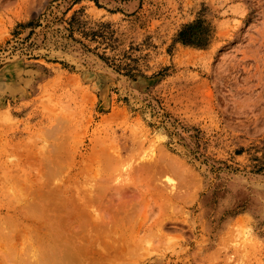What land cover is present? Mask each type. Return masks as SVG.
<instances>
[{
  "label": "rangeland",
  "instance_id": "374dc122",
  "mask_svg": "<svg viewBox=\"0 0 264 264\" xmlns=\"http://www.w3.org/2000/svg\"><path fill=\"white\" fill-rule=\"evenodd\" d=\"M101 189L107 235L143 241L95 264H264V0H0V264H67Z\"/></svg>",
  "mask_w": 264,
  "mask_h": 264
},
{
  "label": "bare ground",
  "instance_id": "6f19581e",
  "mask_svg": "<svg viewBox=\"0 0 264 264\" xmlns=\"http://www.w3.org/2000/svg\"><path fill=\"white\" fill-rule=\"evenodd\" d=\"M107 146H109V145H107ZM105 148H106V147H105ZM105 148H104V149H105ZM63 150H64V148H63ZM110 150H111V149H110ZM112 150H113V148H112ZM114 150H115V149H114ZM116 150H117V149H116ZM71 151H72V150H71ZM92 152H93V151H92ZM103 152H104V150H103ZM57 153H58V152H56L55 155H58ZM59 153H60V152H59ZM66 153H67V152H66ZM68 153H69V152H68ZM70 153H72V152H70ZM73 153H74V152H73ZM96 153H97V152H95V154H96ZM106 153H107V152H106ZM106 153H102V156H104V154L106 155ZM93 154H94V153H93ZM55 155H54V160H55V161L53 160V163H54V164L57 163V162L60 163V162H61V161H60L61 159H59V158H58L57 156H55ZM65 155H66V154H65ZM68 155H69V154H68ZM119 155H120V154H119ZM48 156H49V155H47V157H48ZM58 156H59V155H58ZM91 156H92V155H91ZM95 156H96V155H95ZM98 156H99V155H97L96 157H98ZM36 157H37V156H36ZM39 157H40V156H39ZM69 157H70V156H69ZM69 157H68V159H66V160H69ZM81 157H82V156H81ZM92 157H93V156H92ZM99 157H101V156H99ZM99 157H98V158H99ZM104 157H105L106 160H107V156H104ZM50 158L52 159L53 156H52V157L50 156ZM60 158H62V157H60ZM66 158H67V157H66ZM84 158H85V157H84ZM90 158H91V157H90ZM90 158H89V159H90ZM113 158H114V157H113ZM70 159H72V157H71ZM82 159H83V158H82ZM91 159H92V158H91ZM108 159H109V156H108ZM57 160H59V161H57ZM92 160H93V159H92ZM92 160H91V162H92V165H93V163H95L96 160H93V161H95V162H93ZM111 160H113V159H111ZM115 160H116V159H115ZM115 160H114V161H111V162L108 160V161H107L108 163L106 162L108 165H105V167L107 166V167H106L107 169H105L103 165L106 164V163H104L105 161H103V160L100 159L99 161H100V162L102 161L103 163H102L101 166L96 164V165H97V166H96L97 168L95 167V168H96L95 173H96L97 171H98L99 173L101 172V174H102L103 176H104L105 173H106V174H108V173L110 174V173L112 172L110 169H114V170H115V168L111 166V165H113V166L116 165V164H115V165L113 164V162H115ZM128 160H129V159H128ZM44 161H47V160L44 159ZM44 161L42 160V162H44ZM56 161H57V162H56ZM71 161H73V160H71ZM116 161H117V160H116ZM50 162H51V161H50ZM50 162H48V163L45 162V164L48 165ZM62 162H63V160H62ZM109 162H110L111 164H109ZM123 162H124V161H123ZM125 162H126V161H125ZM127 162H128V161H127ZM156 162H158V160H156ZM156 162L153 161V164H151V165H154V163H156ZM172 162H173V161H172ZM27 163H28V162H27ZM53 163H51V164H49V165H52ZM59 163H58L57 167H55L56 164H55V165L53 164L54 166L52 165L53 168L55 167L54 173L56 172V169H57V168H58V171L61 170V168L59 169V167H60L59 165H63V166L65 165V163H63V164H61V163L59 164ZM82 163H83V162H82ZM84 163H85V162H84ZM87 163H88V162H87ZM96 163L99 164L98 160H97ZM115 163H116V162H115ZM151 163H152V162H151ZM164 163H165V162H164ZM164 163H162V164L159 163V164H161V165L164 166V165H165ZM167 163H168V162H167ZM175 163H176V161H175ZM45 164H44V166H45ZM73 164H74V163H73ZM89 164H90V163H89ZM120 164H121V163H120ZM120 164H118V165L115 166V167H118ZM148 164H150V163H148ZM148 164H147V165H148ZM157 164H158V163H157ZM181 164H182V163H180V165H181ZM49 165H48V166H49ZM66 165H67V163H66ZM81 165H82V164H81ZM86 165H87V164H86ZM94 165H95V164H94ZM94 165H93V166H94ZM124 165L127 166V164H125V163H124ZM144 165H145V164H144ZM161 165H160V166H161ZM177 165H178V164H177ZM44 166H42V167H44ZM58 166H59V167H58ZM68 166H69V165H68ZM72 166H73V165H72ZM90 166H91V165H90ZM102 166H103V167H102ZM110 166H111V167H110ZM155 166H156V164H155ZM155 166H154V167H155ZM171 166H172V165H171ZM109 167H110V168H109ZM138 167H139V166H138ZM142 167H143V166H142ZM142 167H141V168H142ZM145 167H147V168L149 167L150 169H152V167H151L150 165L145 166ZM157 167H158V165H157ZM169 167H170V166H169ZM182 167H183V166H182ZM45 168L47 169V167H45ZM50 168H52V167H50ZM50 168L48 167L49 170H50ZM53 168H52V170H53ZM66 168H67V167H66ZM68 168H69V167H68ZM88 168H90V167H88ZM91 168H92V166H91ZM93 168H94V167H93ZM93 168H92V169H93ZM101 168H104V169L106 170V172L104 171V169H102V171H101ZM108 168H109V170H108ZM124 168H125V167H124ZM132 168H134V167H132ZM139 168H140V167H139ZM143 168H144V167H143ZM158 168H159V167H158ZM161 168L163 169L164 167L161 166ZM178 168H179V167H178ZM46 169H45V170H46ZM64 169H65V166H64ZM64 169H63V170H64ZM97 169H98V170H97ZM150 169H145V168H144V170H146L147 172H148V170H149V172H150ZM162 169H161V170H162ZM52 170H51V171H52ZM99 170H100V171H99ZM123 170H124V169H123ZM137 170H138V169H137ZM137 170H136V171H137ZM155 170H156V169H155ZM166 170H168V169H166ZM90 171H91V170H89L88 172H90ZM92 171H93V170H92ZM107 171H108V172H107ZM109 171H111V172H109ZM138 171H139L140 173H141V172H142V173H143V172L146 173V171H142V170L140 171V169H139ZM138 171H137V172H138ZM152 171H153V170H152ZM168 171H170V170H168ZM179 171H180V170H179ZM46 172H47V173H46V175H47V174H48V170H47ZM49 172H50V171H49ZM52 172H53V171H52ZM60 172H63V171H60ZM60 172H59V175H60ZM88 172H86V174H87ZM98 172H97V173H98ZM114 172H116V171H114ZM133 172H134V171H133ZM137 172H136V173H137ZM163 172H164V171H163ZM172 172H173V171H172ZM174 172H176V171H174ZM174 172H173V173H174ZM177 172H178V171H177ZM177 172H176V173H177ZM54 173H53L52 176L55 175ZM97 173H96V174H97ZM99 173H98V174H99ZM103 173H104V174H103ZM134 173H135V172H134ZM179 173H180V172H179ZM181 173H182V172H181ZM49 174H50V173H49ZM49 174H48V175H49ZM56 174H58V172H57ZM78 174H79V173H78ZM84 174H85V173H84ZM84 174H83V175H84ZM88 174H89V173H88ZM88 174H87V176H88ZM90 174H91V173H90ZM90 174H89V175H90ZM98 174H97V175H98ZM101 174H100V176L98 175L97 178H101V176H102ZM111 174H112V173H111ZM111 174H110V175H111ZM152 174H153V172H152ZM156 174H157V173H156ZM37 175H38V174H37ZM80 175H81V173H80ZM84 176H85V175H84ZM103 176H102V177H103ZM106 176H107V175H106ZM106 176H105V177H106ZM108 176H109V175H108ZM108 176H107V177H108ZM135 176H136V175H135ZM147 176H148V175H147ZM56 177H57V176H56ZM95 177H96V176H93V178H95ZM140 177H141V175H140ZM69 178H70V177H69ZM84 178H85V177H84ZM97 178H96V179H97ZM103 178H104V177H103ZM138 178H139V177H138ZM7 180H8V179H7ZM9 180H10V179H9ZM8 182H9V181H8ZM183 182H184V181H183ZM46 183H47V181H46ZM133 184H134V183H133ZM133 184L131 183L130 185H133ZM128 185H129V184H127V188H128ZM147 185H148V184H147ZM49 186H50V185H49ZM52 186H53V185H52ZM140 186H142V185H140ZM149 186H150L149 189H151V187H152L151 184H149ZM89 188H91V187H89ZM145 188H147V186H146ZM145 188H144V189H145ZM152 188H153V187H152ZM48 189H49V188H48ZM55 189H56V188H55ZM55 189H54V191H56ZM94 189H95V188H94ZM94 189H93V190H94ZM36 190L38 191V189H36ZM36 190H35V191H36ZM141 190H142V191H146V189L143 190L142 187H141ZM147 190H148V188H147ZM37 191H36V193H37L36 195H38V194L41 195V192L43 193V191H40V189H39L40 192H37ZM57 191H58V190H57ZM86 191L91 192L92 190L90 191V190L87 189ZM102 191H103L102 189L99 190V191H98V195L96 194V195H97L96 197H95V196L93 197L92 195H90V194H92V193H94V192L96 193V191H93V192H91L90 194H88L89 192L84 193V196H83L82 194H80V195H82V196H80V202L78 201L79 204L76 205V206H77L76 210L78 211L77 214H79V216L81 217L80 220H78L79 223H80V221L83 219V221H82V228H83V225H84V226L86 225V227H88L87 229L91 228L90 225H92V226H96V228H98V229H99V228H102L103 225H105V224L109 225V224H108L109 222H106V223H105L106 219L108 218V217L106 216V214H105L106 211L104 210V212H103V210H102V213L99 214V213H98L99 210H97V208H96V207L94 208V206H93V204L97 203V204H99V207H100V206H103V207H104V208L101 207L102 209H106V207H108V206L105 204L106 201H104L105 199H104V195H103V192H102ZM139 191H140V190H139ZM45 193H46V191H45ZM45 193H44V194H45ZM47 193H48V192H47ZM52 193H54V192H52ZM56 193H57V192H55V194H56ZM82 193H83V192H82ZM95 193H94V194H95ZM143 193H144V192H143ZM143 193H141V195H143ZM146 193H148V192H146ZM32 194H33V192H32ZM49 194H50V193H49ZM55 194H54V195H55ZM85 194H86L87 197H89V198H85ZM94 194H93V195H94ZM42 195H43V194H42ZM45 195H46V194H45ZM45 195H44V196H45ZM52 195H53V194H52ZM89 195H90V196H89ZM102 195H103V197H102ZM17 196H18V195H17ZM34 196H35V195H34ZM47 196H48V198L45 197L47 200L50 199L53 203L55 202V201H53L52 198H50L51 195H50V196L47 195ZM75 196L77 197V195H75ZM143 196H144V195H143ZM178 196H180V195H178ZM24 197H25V196H24ZM28 197H29V196H28ZM51 197H52V196H51ZM57 197H58V196H57ZM78 197H79V196H78ZM81 197H83V198H81ZM15 198H16V196H15ZM38 198L40 199V202H39V203H41V204L38 205L37 207H39V206H41L42 204H44V203L41 202L42 200H44V197H43L42 199H41V196L38 197ZM58 198H59V197H58ZM64 198H65V197H64ZM64 198H63V199H64ZM73 198H74V197H73ZM39 199H37V200L39 201ZM61 199H62V198H61ZM71 199H72V198H71ZM19 200H20V199H19ZM25 200H26V199H25ZM37 200H35L34 202L37 203V202H38ZM50 200H48V202H50ZM57 200H58V199H57ZM65 200H66V199H65ZM77 200H78V199H77ZM77 200H73V201H75V203L77 204V202H76ZM178 200H179V199H178ZM21 201H22V200H21ZM26 201H27V200H26ZM58 201H59V200H58ZM58 201H56V202L59 203L60 201H59V202H58ZM24 202H25V201H24ZM44 202H46V201H44ZM48 202H47V203H48ZM62 202H63V201H62ZM64 202H65V201H64ZM71 202H72V201H71ZM130 202L132 203V200H131ZM18 203H19V202H18ZM47 203H46L45 205H47ZM50 203H51V202H50ZM106 203H107V202H106ZM131 203H130V204H131ZM7 204H8V203H7ZM7 204H6V205H7ZM11 204H12V203H11ZM31 204H33V205H32L33 208L36 207V205H34V203H31ZM54 204H55V203H54ZM60 204H61V202L59 203V205H60ZM63 204H64V203H63ZM63 204H61V205L64 206V207H65V206H68L67 204H64V205H63ZM97 204H95V205H97ZM49 205H50V204H49ZM56 205H57V204H56ZM61 205H60V206H61ZM69 205H70V204H69ZM73 205H74V204L71 203V207H73ZM123 205H124L125 210H126V206H125V205H127V203L125 202V204H123ZM131 205L133 206V204H131ZM131 205H129V206L131 207ZM52 206H53V205H52ZM52 206H51V207H52ZM127 206H128V205H127ZM178 206H179V205H178ZM24 207H25V206H24ZM28 207H30V205H29ZM37 207L35 208L34 213L32 212V213H33V216H34V217L31 216L32 219L35 218V216H38V215H34L35 213L40 215V212H43V211H40V209H38ZM45 207H46V206H45ZM45 207H44V208H45ZM55 207H59V206H55ZM64 207H63V208H64ZM71 207L68 206L67 208H68V209H71ZM89 207H90V208L92 207V210H93V208H94L95 210H97V212H96L95 210H93L91 213L96 212L95 214H97V213L99 214V215H95V214H94V215H95V218H94L95 220L93 219V217H90V216L88 217V215H89V210H88V209H90ZM97 207H98V206H97ZM130 207H129V208H130ZM12 208H13V207H12ZM33 208H32V210H34ZM60 208H61V207H60ZM73 208H74V207H73ZM73 208H72V210H73ZM101 208H100V209H101ZM127 208H128V207H127ZM129 208L127 209L126 213L128 212ZM132 208H134V207H132ZM132 208H131V209H132ZM25 209L29 211L28 208H25ZM37 209L39 210V212L37 211ZM49 209H52V210H51L52 213H53L54 216L57 218V216H56L55 213H54V211H57V210L54 209V207L49 208ZM49 209H47V210H49ZM61 209H62V208H61ZM64 209H66V208H64ZM64 209H63L62 212H64ZM68 209H67V210H68ZM8 210H9V209H8ZM8 210H7V211H8ZM20 210H21V209H20ZM42 210H43V209H42ZM44 210H46V209H44ZM47 210H46V211H47ZM76 210L74 209V210H73V213H74ZM12 211H13V210H12ZM14 211H15V210H14ZM17 211H18V210H17ZM36 211H37V212H36ZM46 211H44V212H45L44 214H48V213H50L49 211H48V212H46ZM69 211H70V210H69ZM69 211H68V212H69ZM90 211H91V209H90ZM129 211H130V210H129ZM133 211H134V210H133ZM23 212H25V211H23ZM26 212H27V211H26ZM60 212H61V211H59V210L57 211V213H60ZM65 212H66V211H65ZM130 212H131V211H130ZM130 212H128V213H129L128 216H130V214L132 213V216H130V217L132 218V217L134 216V215H133L134 212H131V213H130ZM16 213H17V212H16ZM52 213H50V214H52ZM57 213H56V214H57ZM75 213H76V212H75ZM75 213H74V214H75ZM91 213H90V215H91ZM7 214H8V213H7ZM42 214H43V213H42ZM53 214H52V215H53ZM71 214H72V211H71ZM71 214H70V215H71ZM74 214H73V215H74ZM134 214H135V213H134ZM25 215H27V214H25ZM75 215H76V214H75ZM11 216H12V215H11ZM27 216H29V215H27ZM41 216H42V215H41ZM41 216H40V217H41ZM45 216H46V217H45L44 219H42V221H44V220L47 218L48 215H45ZM79 216H78V217H79ZM92 216H93V214H92ZM31 217H30V219H31ZM38 217H39V216H38ZM49 217H50V215L48 216V218H49ZM5 218H6V217H5ZM48 218H47V219H48ZM68 218H69V216L67 217V219H68ZM71 218H72V215H71ZM71 218H69V219H71ZM89 218H90V219L92 218V219H93V222H91L92 219L88 221ZM10 219H11V218H9V220H10ZM12 219H13V218H12ZM36 219H37V218H36ZM39 219H40V218H39ZM47 219L44 221V223H41V222H40V223L43 224V225L45 226V225H47L46 222L48 221V223H50V225H52L51 222H53V221L56 220L55 218H54V219L52 218L53 221H50V220H49L50 218H49L48 220H47ZM59 219H61V218H59ZM59 219H58L57 222H59ZM108 219H109V218H108ZM40 220H41V219H40ZM65 220H66V219H65ZM65 220H64V221H65ZM71 220H72V219H71ZM71 220H69V221H71ZM85 220H87V221L85 222ZM103 220H105V221H103ZM11 221H12V220H11ZM11 221H10V222H11ZM36 221H37V220H36ZM36 221H35V222H36ZM94 221H95V222H94ZM96 221H98V223H97ZM107 221H108V220H107ZM32 222H33V220H32ZM37 222H39V221H37ZM55 222H56V221H55ZM55 222H54V223H55ZM60 222H61V221H60ZM60 222H59V223H60ZM62 222H63V221H62ZM65 222L67 223V220H66ZM84 222H85V223H84ZM89 222H91V224H90ZM33 223H34V222H33ZM59 223H55L54 227H58V225L56 226V224H59ZM68 223H69V222H68ZM68 223H67V224H68ZM71 223H73V221L70 222V224H71ZM74 223H75V222H74ZM76 223H77V222H76ZM5 224H6V223H5ZM7 224H8V222H7ZM12 224H13V223H12ZM18 224H19V223H18ZM31 224H32V223H31ZM38 224H39V223H38ZM64 224H65V223H64ZM80 224H81V223H80ZM80 224H79V225H80ZM28 225H29V224H28ZM60 225H61V224H60ZM88 225H89V226H88ZM15 226H16V224H15ZM15 226H14V227H15ZM44 226H43V227H44ZM73 226H75V224H73ZM8 227H9V226H8ZM22 227H23V226H22ZM24 227H25V226H24ZM31 227H33V226H31ZM43 227H42V228H43ZM46 227H47V226H46ZM48 227H49V225H48ZM48 227H47V228H48ZM62 227H69V225H68V226L62 225ZM62 227L60 226V228H62ZM86 227H84L83 230L79 227L78 232H79V230L87 231V229L85 230ZM104 227L106 228V226H104ZM109 227H110V225H109ZM109 227H107V230H104V228H102V229H103V232L106 231V233H105V234L102 233V235H101V234H97V233H96V230H95L94 233H91V234L88 233V232L92 231L91 229H89V231H87L86 233H84V232H81V234H78V233H77V235H76L77 237H78L79 235L81 236V238H80V237L78 238V239H79L78 241H79V246H80L79 248H80V251H79V249H77V252H75V254H77V256H78L79 258H80V256H81V258H82V255H83L84 261H85V259H87L86 261H90V260H91L92 262L90 261V262H91L90 264H92L93 262L97 263L96 260H97V261H98V260H99V261H100V260H104V261H106L107 259H109V260L113 259V261H114V260H116V259H118V258H119V260H117V261L119 262L121 259H123V258L125 259V258H127V257H130L132 254H134L132 250H133V247H135V244H138L139 242L142 243V241H143V240H142L143 238H142V237H139L140 234H139V235L136 234V235H137L136 238L138 237V238L141 239L142 241L139 240V239L137 238L138 241H136V242H138V243H135V240H137V239L134 238L135 236H132V235H133L132 233H131L132 235L130 234L131 236H130L129 234L126 235L127 237H129V239L126 238V236H125L126 239H124V238H122V237H119V235H118L119 233L117 234V235H118L117 238H113V237H111V236H113V234H112V233H109V232H111V231H108V229H110ZM11 228H12V227H11ZM17 228H18V227H17ZM35 228H36V226H35ZM111 228H113V225L111 226ZM25 229H26V227H25ZM38 229H39V228H38ZM62 229L65 230V228H62ZM73 229L75 230L74 227H73ZM76 229H77V228H76ZM98 229H97V230H98ZM5 230H6V229H5ZM8 230H10V228H8ZM13 230H14V229H13ZM31 230L33 231L34 228H31ZM39 230H41V228H40ZM39 230H38V231H39ZM55 230H56V229H55ZM114 230H115V231H118V229H116V228H115ZM114 230H113L112 232H115ZM20 231H21V230H20ZM26 231H27V230H26ZM45 231H46V229H45ZM75 231H76V230H75ZM75 231H74L73 236H75V234H76ZM1 232H2V231H1ZM24 232H25V231H23V236H24V234H25ZM27 232H28V231H27ZM33 232H35V231H33ZM48 232H49V231H48ZM50 232H51V231H50ZM50 232H49V233H50ZM92 232H93V231H92ZM99 232H100V231H99ZM2 233H3V232H2ZM10 233H12V232H10ZM10 233H9V234H10ZM17 233H18V232H17ZM35 233H36V232H35ZM35 233H34V235H35ZM38 233H40V232H38ZM43 233H44V230H43ZM46 233H47V232H46ZM67 233H68V232H67ZM72 233H73V232H72ZM107 233H108L109 235L111 234V236L107 235ZM9 234H8V235H9ZM13 234H14V233H13ZM13 234H12V235H13ZM27 234H28V233H27ZM58 234H59V233H58ZM125 234H126V233H125ZM8 235H7V236H8ZM14 235H15V234H14ZM120 235H121V234H120ZM122 235H124V234H122ZM134 235H135V233H134ZM20 236H21V235H20ZM27 236H28V235H27ZM30 236H31V235H29V237H30ZM36 236L38 237V235H36ZM76 236H75V237H76ZM25 237H26V236H25ZM51 237H52V236H51ZM54 237H55V236H54ZM70 237H71V236H70ZM114 237H115V236H114ZM132 237H133L135 240H134V239H130V238H132ZM7 238H8V237H7ZM27 238H28V237H27ZM32 238H33V237H32ZM32 238L30 237V240H31ZM41 238H42V237H41ZM62 238H63V237H62ZM72 238H73V237H72ZM121 238H122V240H121ZM19 239H21V238H19ZM39 239H40V238H39ZM39 239H38V240H39ZM68 239L70 240V238H68ZM75 239H76V238H75ZM75 239H74V240L72 239V240H70V241H75ZM108 239H109V240H108ZM110 239H112V240L110 241ZM9 240H12V239H9ZM9 240H8V241H9ZM63 240H65V239H63ZM132 240H134V242H133ZM5 241H6V240H5ZM5 241H4V242H5ZM22 241H25V240H22ZM22 241H20V242H22ZM27 241H28V240H27ZM31 241H33V240H31ZM36 241H37V240H36ZM52 241H53V240H52ZM65 241H67V243H71V242H68L67 239H66ZM65 241H64V242H65ZM14 242H15V241H14ZM14 242H13V243H14ZM33 242H34V241H33ZM53 242L55 243V241H53ZM9 243H10V242H9ZM15 243H16V242H15ZM40 243H41V242H40ZM45 243H46V242H45ZM75 243H78V242H75ZM140 243H139V244H140ZM0 244H1V243H0ZM3 244H4V243H2V245H3ZM10 244H11V243H10ZM33 244H34V243H33ZM35 244L37 245L38 243H35ZM41 244H42V243H41ZM139 244H138V245H139ZM11 245H12V244H11ZM26 245H27V244H26ZM29 245H30V244H29ZM8 246H9V244H8ZM16 246H17V245H16ZM37 246H38V245H37ZM47 246H48V245H47ZM47 246H46V247H47ZM60 246H61V245H60ZM72 246H73V245H72ZM74 246H75V244H74ZM139 246H140V245H139ZM0 247H1V246H0ZM24 247H25V242H24ZM27 247H28V246H27ZM46 247H45V249H46ZM55 247H56V246H55ZM136 247L138 248V246H136ZM136 247L134 248V251H137ZM6 248H7V247H6ZM6 248H5V249H6ZM12 248H13V246H12ZM41 248H42V246H41ZM56 248H57V247H56ZM56 248H55V249H56ZM58 248H59V247H58ZM61 248H62V250H61V249H60V251L58 250V253H56L57 250L54 251L55 249L52 251V252H54V254H59V253H61L60 257L57 256V257H58L57 260L60 258V259H59V260H60V263H61V262L63 263V262L65 261L67 264H72L73 262H72L71 255L73 254L74 251L71 252V255H70L69 252H70L72 249H68L69 247H67V246H66V247H61ZM63 248H64V249L66 248V250H64ZM35 249H36V248H35ZM35 249H34V250H35ZM38 249H39V248H38ZM43 249H44V248H43ZM51 249H52V248H51ZM67 249H68V251H67ZM84 249H85V250H84ZM135 249H136V250H135ZM6 250H7V249H6ZM13 250H14V248H13ZM16 250H17V249H16ZM16 250H15V251H16ZM24 250H25V249H24ZM31 250H32V249H31ZM31 250H30V251L27 250V251H28V252H31ZM69 250H70V251H69ZM1 251H2V250H1ZM1 251H0V252H1ZM11 251H12V250H11ZM17 251H18V250H17ZM47 251H48V250H47ZM66 251H67L68 255H65V254H66V253H65ZM2 252H3V251H2ZM2 252H1V254L3 255ZM7 252H9V251H7ZM13 252H14V251H12V252H10V253H11L12 256H13V254H14V256H15V255H16V254H15L16 252H15V253H13ZM20 252H22V250H21ZM35 252H36V251H35ZM44 252H45V251H44ZM48 252H49V251H48ZM78 252H79V253H78ZM4 253H5V251H4ZM10 253H8V256H7V257H9V258L11 257ZM12 253H13V254H12ZM32 253H33V251L31 252V254H32ZM137 253H138V252H137ZM1 254H0V255H1ZM22 254L25 255L24 252H23ZM22 254H21V255H22ZM42 254H43V253H42ZM48 254H49V253H46V255H48ZM54 254H53V257H54ZM75 254H73V256H74L75 259H76V255H75ZM79 254H80V256H79ZM9 255H10V256H9ZM17 255H18V252H17ZM32 255H33V254H32ZM37 255H39V253L36 254V258L38 257ZM44 255H45V254H44ZM46 255H45V256H46ZM49 255H50V254H49ZM134 255H136V254H134ZM3 256H4V258H6L5 255H3ZM3 256H1V257H3ZM14 256H13V257H14ZM40 256H41V255H40ZM40 256H39V257H40ZM69 256H70V257H69ZM43 257H44V256H43ZM49 257H50V256H49ZM53 257H52V258H53ZM55 257H56V255H55ZM20 258H21V257H20ZM27 258H28V257H27ZM44 258H45V257H44ZM47 258H48V257H47ZM52 258H50V259H51V262H52ZM132 258H133V257H132ZM135 258H137V257H135ZM6 259H7V258H6ZM11 259H12V258H11ZM54 259H56V258H54ZM54 259H53V262H54ZM4 260H5V259H4ZM34 260H35V259H34ZM37 260H38V264H39V263H40V262H39V259L37 258ZM44 260H46V258H45ZM47 260H48V259H47ZM57 260H56V261H57ZM78 260H79V259H77V261H78ZM1 261H2V260H1ZM20 261H21V260H20ZM40 261H42V260H40ZM48 261H50V260H48ZM73 261H74V259H73ZM75 261H76V260H75ZM79 261H81V260H79ZM84 261H83V262H84ZM99 261H98V262H99ZM104 261H103V263H104ZM121 261H122V260H121ZM123 261H124V260H123ZM2 262H3V261H2ZM12 262H13V261H12ZM15 262H16V261H15ZM35 262H36V261H35ZM107 262H108V261H107ZM18 263H19V262H18ZM23 263H24V262H23ZM36 263H37V262H36ZM49 263H50V262H49ZM76 263H77V262H76ZM80 263H81V262H80ZM84 263H85V262H84ZM95 263H93V264H95ZM101 263H102V262H100V264H101ZM111 263H113V262L110 261L109 264H111ZM16 264H17V263H16ZM25 264H27V263L25 262ZM28 264H29V263H28ZM30 264H31V263H30ZM45 264H48V263L45 262ZM51 264H52V263H51ZM53 264H54V263H53ZM55 264H57V262H56ZM63 264H65V263H63ZM78 264H79V262H78ZM85 264H86V263H85ZM107 264H108V263H107Z\"/></svg>",
  "mask_w": 264,
  "mask_h": 264
}]
</instances>
